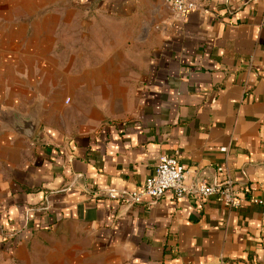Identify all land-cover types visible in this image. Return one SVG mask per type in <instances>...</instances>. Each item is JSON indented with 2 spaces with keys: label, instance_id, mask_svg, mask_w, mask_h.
<instances>
[{
  "label": "crops",
  "instance_id": "obj_1",
  "mask_svg": "<svg viewBox=\"0 0 264 264\" xmlns=\"http://www.w3.org/2000/svg\"><path fill=\"white\" fill-rule=\"evenodd\" d=\"M195 2L0 0V264H264V0ZM161 156L240 207L109 197Z\"/></svg>",
  "mask_w": 264,
  "mask_h": 264
},
{
  "label": "built area",
  "instance_id": "obj_2",
  "mask_svg": "<svg viewBox=\"0 0 264 264\" xmlns=\"http://www.w3.org/2000/svg\"><path fill=\"white\" fill-rule=\"evenodd\" d=\"M169 10L181 18L197 9L195 0H160ZM222 168H217L222 173ZM187 170L176 157L161 156L154 174L145 180L137 190L130 193H116L110 198L126 205H136L144 199L160 200L165 196L175 199H189L201 202L210 198L216 200L225 208L235 210L240 207L237 188L228 180L208 182L199 179L191 184H185Z\"/></svg>",
  "mask_w": 264,
  "mask_h": 264
},
{
  "label": "water",
  "instance_id": "obj_3",
  "mask_svg": "<svg viewBox=\"0 0 264 264\" xmlns=\"http://www.w3.org/2000/svg\"><path fill=\"white\" fill-rule=\"evenodd\" d=\"M5 118L3 122L17 135L31 140L39 124V109L34 108L25 115L10 112Z\"/></svg>",
  "mask_w": 264,
  "mask_h": 264
}]
</instances>
